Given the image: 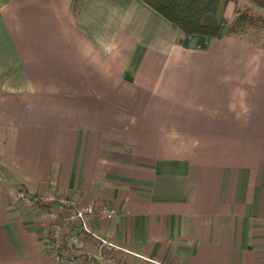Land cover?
I'll list each match as a JSON object with an SVG mask.
<instances>
[{
  "label": "crops",
  "instance_id": "0c3cea01",
  "mask_svg": "<svg viewBox=\"0 0 264 264\" xmlns=\"http://www.w3.org/2000/svg\"><path fill=\"white\" fill-rule=\"evenodd\" d=\"M0 142V264H264V47L140 0H0ZM48 196L118 212L61 263Z\"/></svg>",
  "mask_w": 264,
  "mask_h": 264
},
{
  "label": "trees",
  "instance_id": "16d2710c",
  "mask_svg": "<svg viewBox=\"0 0 264 264\" xmlns=\"http://www.w3.org/2000/svg\"><path fill=\"white\" fill-rule=\"evenodd\" d=\"M154 12L165 18L183 38L200 37L202 39L237 37L249 41L254 46L264 47V0H249L262 12L251 8L239 7V0H140ZM236 4L234 17H226L229 4ZM204 48L205 41L200 44ZM35 201L41 211H51L58 203Z\"/></svg>",
  "mask_w": 264,
  "mask_h": 264
},
{
  "label": "built area",
  "instance_id": "2783aa9c",
  "mask_svg": "<svg viewBox=\"0 0 264 264\" xmlns=\"http://www.w3.org/2000/svg\"><path fill=\"white\" fill-rule=\"evenodd\" d=\"M42 202H55L58 199L55 197H42L39 198ZM60 203L70 207L68 212L66 211H43L41 212V218L48 224V237L50 240V251L57 262H65L73 254V247L82 242L79 237H71L67 242V236L74 231H81L84 233H90L86 226V221L90 218L104 217L111 219L117 215V210L102 209L95 205L81 206L74 201L65 202L62 199L58 200ZM91 234V233H90ZM92 237L95 239L96 246L100 249L109 248L114 246L108 243L105 239L92 233Z\"/></svg>",
  "mask_w": 264,
  "mask_h": 264
},
{
  "label": "rangeland",
  "instance_id": "374dc122",
  "mask_svg": "<svg viewBox=\"0 0 264 264\" xmlns=\"http://www.w3.org/2000/svg\"><path fill=\"white\" fill-rule=\"evenodd\" d=\"M238 4V6L242 9L251 8L254 12H262L259 8H256V6H253V4L249 0H239ZM235 5L236 4L231 3L228 6V12L230 13V15H232V18L234 17V9L236 7ZM5 151H7L6 146L0 142V180L4 181L5 186L8 184L16 185V183L20 179V175L16 172V170L13 171L10 167L11 160L7 159L6 154L4 153Z\"/></svg>",
  "mask_w": 264,
  "mask_h": 264
}]
</instances>
